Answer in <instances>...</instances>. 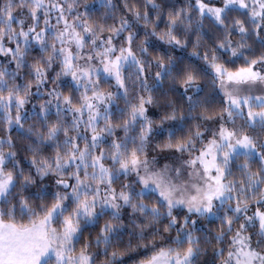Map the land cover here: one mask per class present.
I'll return each mask as SVG.
<instances>
[{
    "label": "snow or ice",
    "instance_id": "obj_1",
    "mask_svg": "<svg viewBox=\"0 0 264 264\" xmlns=\"http://www.w3.org/2000/svg\"><path fill=\"white\" fill-rule=\"evenodd\" d=\"M0 264H264V0H0Z\"/></svg>",
    "mask_w": 264,
    "mask_h": 264
}]
</instances>
